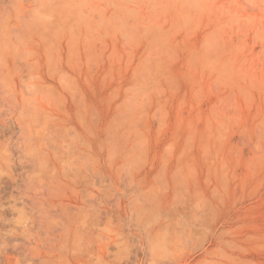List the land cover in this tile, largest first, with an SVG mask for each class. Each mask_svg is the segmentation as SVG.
I'll list each match as a JSON object with an SVG mask.
<instances>
[{
	"label": "rangeland",
	"instance_id": "1",
	"mask_svg": "<svg viewBox=\"0 0 264 264\" xmlns=\"http://www.w3.org/2000/svg\"><path fill=\"white\" fill-rule=\"evenodd\" d=\"M0 264H264V0H0Z\"/></svg>",
	"mask_w": 264,
	"mask_h": 264
}]
</instances>
